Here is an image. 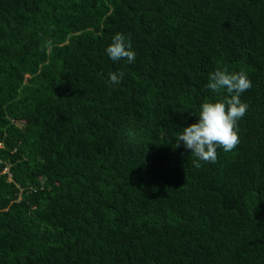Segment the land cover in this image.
Masks as SVG:
<instances>
[{"label": "trees", "instance_id": "1", "mask_svg": "<svg viewBox=\"0 0 264 264\" xmlns=\"http://www.w3.org/2000/svg\"><path fill=\"white\" fill-rule=\"evenodd\" d=\"M216 70L248 109L197 169ZM0 264H264V0H0Z\"/></svg>", "mask_w": 264, "mask_h": 264}, {"label": "clouds", "instance_id": "2", "mask_svg": "<svg viewBox=\"0 0 264 264\" xmlns=\"http://www.w3.org/2000/svg\"><path fill=\"white\" fill-rule=\"evenodd\" d=\"M51 46V41H47L46 47ZM106 53L113 61L123 59L128 63H133L136 57L131 42L121 33L114 35ZM109 77L113 84H118L124 73H109ZM251 87V80L243 71L229 73L227 70H216L209 74L207 88L221 94V98L204 102L196 115L197 122L183 128L176 140V147L183 142V146L191 150V154L197 158L193 161L197 169L201 167V162L215 163L218 148L230 152L239 144L237 122L248 109V105L241 101L240 96Z\"/></svg>", "mask_w": 264, "mask_h": 264}]
</instances>
